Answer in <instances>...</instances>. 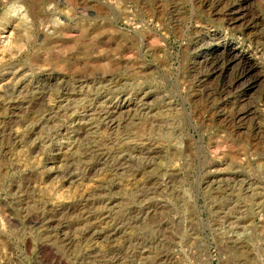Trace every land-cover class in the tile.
<instances>
[{
  "label": "rangeland",
  "instance_id": "1",
  "mask_svg": "<svg viewBox=\"0 0 264 264\" xmlns=\"http://www.w3.org/2000/svg\"><path fill=\"white\" fill-rule=\"evenodd\" d=\"M0 264H264V0H0Z\"/></svg>",
  "mask_w": 264,
  "mask_h": 264
},
{
  "label": "bare ground",
  "instance_id": "2",
  "mask_svg": "<svg viewBox=\"0 0 264 264\" xmlns=\"http://www.w3.org/2000/svg\"><path fill=\"white\" fill-rule=\"evenodd\" d=\"M232 14H236V10H232L231 11ZM233 14V15H234ZM239 17V16H238ZM233 19H237V17H234L232 18L231 17V21L233 22ZM217 57V56H216ZM220 58V57H219ZM214 59V58H213ZM221 60V59H220ZM222 61V60H221ZM230 61H236V63L238 62L241 66L240 68L238 69V73L236 75V77H234V79L236 81H241L242 79H246L249 75V73L251 72L252 68H253V65L252 63L248 60V59H245L244 57L240 56L235 50H231L228 55H227V60L226 62H230ZM220 64V63H219ZM221 71V70H220ZM251 77V76H250ZM227 79V78H226ZM233 79V80H234ZM253 79V78H252ZM243 81V80H242ZM226 82L228 83V81L226 80ZM248 82H250L248 80ZM227 83H225L227 85ZM240 84V83H239ZM252 85V84H250ZM227 88V87H226ZM223 89V88H222ZM225 89V88H224ZM17 100V99H16ZM11 107V105H10ZM114 108H111L110 111H113ZM109 112V111H108ZM108 114V113H107Z\"/></svg>",
  "mask_w": 264,
  "mask_h": 264
}]
</instances>
